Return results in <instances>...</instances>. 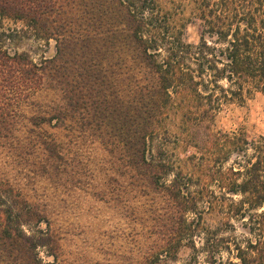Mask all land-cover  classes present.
<instances>
[{"label": "trees", "instance_id": "16d2710c", "mask_svg": "<svg viewBox=\"0 0 264 264\" xmlns=\"http://www.w3.org/2000/svg\"><path fill=\"white\" fill-rule=\"evenodd\" d=\"M170 4L191 9L196 45L159 0H0V143L32 146L50 174L64 159L59 132L73 125L115 157L135 202H148L132 207L144 252L131 264L174 262L182 248L207 264H264V140L213 129L223 107L264 95V0ZM3 20L54 41L55 54L9 53ZM50 94L44 107L35 102ZM29 100L36 111L23 115ZM172 118L193 162L170 147ZM61 257L46 213L0 177V264Z\"/></svg>", "mask_w": 264, "mask_h": 264}, {"label": "rangeland", "instance_id": "374dc122", "mask_svg": "<svg viewBox=\"0 0 264 264\" xmlns=\"http://www.w3.org/2000/svg\"><path fill=\"white\" fill-rule=\"evenodd\" d=\"M173 1L159 0V5L165 10L172 8V23L181 33V39L196 45L199 22L189 7L180 14L181 8L170 4ZM2 27L11 36L4 44L9 53L26 52L35 61L55 54L54 41H37L25 32L21 22L3 20ZM35 99L44 107L43 103L51 101L52 95ZM34 105L29 100L21 113L30 115L36 111ZM166 125L177 161L193 162L194 157H198L197 151L189 143L181 142L185 131L177 128L178 120L172 118ZM16 128L19 129L20 124ZM213 129L222 135L243 132L250 142L263 141L264 95L256 94L243 105H226L216 117ZM78 131L80 129L68 125L59 132L64 159L50 174H43L37 166L39 155L32 146L24 147L14 139L2 141L0 177L8 179L30 203L46 213L51 231L61 247L62 264H131L144 252L139 243L137 246L133 242L140 227L131 222L132 207L148 202L144 198L135 202L129 181L115 157L105 154L90 137ZM47 132L54 133V130L48 128ZM167 264L207 263L203 256L194 260V253L182 248L176 261Z\"/></svg>", "mask_w": 264, "mask_h": 264}]
</instances>
